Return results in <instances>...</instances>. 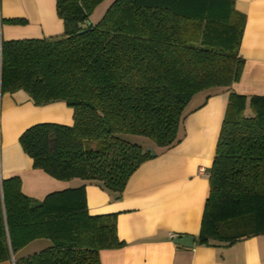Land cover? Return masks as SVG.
<instances>
[{
	"label": "trees",
	"instance_id": "16d2710c",
	"mask_svg": "<svg viewBox=\"0 0 264 264\" xmlns=\"http://www.w3.org/2000/svg\"><path fill=\"white\" fill-rule=\"evenodd\" d=\"M103 1L56 0L64 33L2 40L0 92L73 108L72 125L24 131L23 149L35 168L120 198L141 164L182 141L190 113L240 79L246 16L235 0H114L91 23ZM228 100L197 239L205 245L264 233V96ZM117 226V213L90 214L85 185L38 200L20 177L0 182V261L102 264L101 250L124 245ZM37 240L48 245L19 253Z\"/></svg>",
	"mask_w": 264,
	"mask_h": 264
},
{
	"label": "crops",
	"instance_id": "0c3cea01",
	"mask_svg": "<svg viewBox=\"0 0 264 264\" xmlns=\"http://www.w3.org/2000/svg\"><path fill=\"white\" fill-rule=\"evenodd\" d=\"M235 6L246 16L239 48L244 61L240 79L229 91L207 100L202 94L193 104L206 103L185 119L182 141L141 164L120 198L80 178L60 180L33 166L20 142L23 132L44 122L72 125L74 110L62 101L37 106L24 90L0 92V182L20 177L23 193L38 200L85 185L91 215L118 214V236L124 245L101 250L102 264H264V233L213 245L197 240L230 94L244 95L248 102L250 97L264 96V0H235ZM64 31L56 0H0L4 41L45 38ZM171 233L175 238L194 236V247L176 244ZM47 245L37 240L19 253ZM0 264H16V257Z\"/></svg>",
	"mask_w": 264,
	"mask_h": 264
},
{
	"label": "rangeland",
	"instance_id": "374dc122",
	"mask_svg": "<svg viewBox=\"0 0 264 264\" xmlns=\"http://www.w3.org/2000/svg\"><path fill=\"white\" fill-rule=\"evenodd\" d=\"M113 1L114 0H104L103 2L99 3V5L95 8V10L92 12V14L90 16V22L91 23H97L98 21H100L101 18L106 13L109 6L112 4L111 2H113ZM201 95H202L201 93L196 95L195 98H193V100H192V104L196 103L199 100Z\"/></svg>",
	"mask_w": 264,
	"mask_h": 264
},
{
	"label": "water",
	"instance_id": "95a60500",
	"mask_svg": "<svg viewBox=\"0 0 264 264\" xmlns=\"http://www.w3.org/2000/svg\"><path fill=\"white\" fill-rule=\"evenodd\" d=\"M148 150H150L153 154H155L153 147H149ZM174 242L178 245H182L186 247H194L195 237L192 235H182V236L175 238Z\"/></svg>",
	"mask_w": 264,
	"mask_h": 264
},
{
	"label": "built area",
	"instance_id": "2783aa9c",
	"mask_svg": "<svg viewBox=\"0 0 264 264\" xmlns=\"http://www.w3.org/2000/svg\"><path fill=\"white\" fill-rule=\"evenodd\" d=\"M2 39L0 38V51H1V49H2ZM176 237V234H174V233H171V235H170V238L171 239H174Z\"/></svg>",
	"mask_w": 264,
	"mask_h": 264
}]
</instances>
